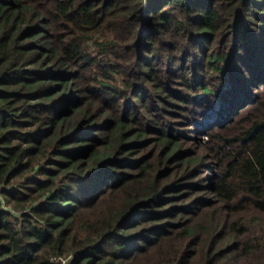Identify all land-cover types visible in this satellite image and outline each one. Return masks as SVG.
Instances as JSON below:
<instances>
[{"label": "trees", "instance_id": "1", "mask_svg": "<svg viewBox=\"0 0 264 264\" xmlns=\"http://www.w3.org/2000/svg\"><path fill=\"white\" fill-rule=\"evenodd\" d=\"M0 264H264V0H0Z\"/></svg>", "mask_w": 264, "mask_h": 264}]
</instances>
